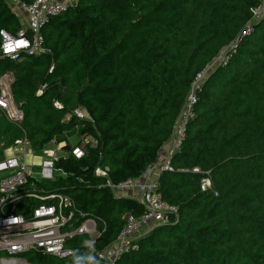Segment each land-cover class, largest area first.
I'll return each mask as SVG.
<instances>
[{"label":"trees","instance_id":"16d2710c","mask_svg":"<svg viewBox=\"0 0 264 264\" xmlns=\"http://www.w3.org/2000/svg\"><path fill=\"white\" fill-rule=\"evenodd\" d=\"M262 1L79 0L52 16L41 29L47 52L18 59L0 53V77L11 73L12 102L23 111L14 121L0 110V160L20 138L40 155L79 123L78 142L65 145L55 162L66 175L46 183L30 178L26 188L62 193L100 218L95 247L103 249L125 216L143 208L102 186L95 167H107L113 182L141 177L172 137L195 76L206 71L173 170L157 177L158 192L177 212L116 264H264V9L253 14ZM22 26L0 0V30L15 34ZM73 146L83 149L81 158ZM194 167L212 190L200 189ZM26 199L18 212L40 202ZM87 239L75 237V252L64 258L16 257L83 264Z\"/></svg>","mask_w":264,"mask_h":264},{"label":"built area","instance_id":"2783aa9c","mask_svg":"<svg viewBox=\"0 0 264 264\" xmlns=\"http://www.w3.org/2000/svg\"><path fill=\"white\" fill-rule=\"evenodd\" d=\"M9 1L16 4L24 17V23L15 34L0 30V53L11 59H18L21 55H39L47 52L44 47L42 27L52 16L75 7L79 0H33L29 3L19 0ZM263 9L264 0L261 5L253 9L254 16H258ZM205 72L198 73L191 83V89L178 115L173 132V143L159 165L155 177L150 176L148 169L139 178L113 182L109 178L107 167H95L94 175L104 179L102 186L111 189L118 197L135 199L143 208L139 216L132 214L125 216L124 226L114 242L103 249L98 250L95 247V239L100 233L98 231L100 218L78 210L74 202L62 193H46L36 191L35 188L31 190L26 188L29 179L36 180V175H39L42 180H52L56 173L65 176L66 172L56 168L55 162L58 159V153L66 154L67 151H62L63 147L57 145L44 149L40 154L41 165L29 167L24 159L28 153H34L30 149L27 150L25 139H16L11 147L15 151L14 154L0 160V252L6 254L5 257L0 258V264L13 261L19 258L16 257L17 255L27 252L59 258L70 256L76 249L75 237L83 235L88 236L87 241L83 243L87 248L83 264H116L124 254L137 251L139 237L148 229L166 222L172 214L177 212L175 205L162 199L157 190V177L162 171L173 170L171 158L180 150L186 138L187 125L195 117V89L201 84ZM3 77L4 75L0 77V110L9 119L20 121L23 118V111L12 102L9 85L5 84ZM38 92L41 93V90ZM54 105L57 108L61 107L58 102ZM73 113L77 118L86 117L80 109H75ZM66 120H69V116ZM71 153L76 158L84 155L80 146H73ZM191 171L202 172L198 167L192 168ZM199 187L203 191L212 190L211 180L206 173H201ZM126 192L135 194L130 196ZM26 197L40 201L35 206L30 205L27 214L17 211ZM92 235L96 237L92 239Z\"/></svg>","mask_w":264,"mask_h":264},{"label":"rangeland","instance_id":"374dc122","mask_svg":"<svg viewBox=\"0 0 264 264\" xmlns=\"http://www.w3.org/2000/svg\"><path fill=\"white\" fill-rule=\"evenodd\" d=\"M6 1V3L8 4V6L10 7V9H11V11L14 13V15L17 17V19L18 20H20V22L23 24L24 23V17H23V15L21 14V12H19V10L17 9V6H16V4H14L12 1H9V0H5ZM259 14H262V12H260ZM3 81L5 82V84H8L9 86H10V83H11V81H12V75H11V73L10 72H8V73H6L5 75H4V77H3ZM79 129H80V124L79 123H77L75 126H73L72 128H70V129H68V130H65L64 132H62L60 135H58V141H57V143L59 142V141H65L66 142V144L67 145H72V144H76L77 142H78V139H79V137H78V131H79ZM90 141V144H94V142H92V141H94L93 139H91V140H89ZM88 141V142H89ZM55 142H54V145L53 146H55ZM9 149H11V148H9ZM8 150V149H7ZM27 150H28V148H27ZM7 153L8 152H5V154L7 155ZM8 156H10V155H8ZM23 159V158H22ZM24 161H25V164L27 165V166H31V165H36V166H39V165H41V162H42V160H41V158H40V155L39 154H32V153H28L27 155H26V157H25V159H24ZM158 166H156V167H154V170H150V173H153V172H155V171H157V168ZM38 168V167H37ZM39 169V168H38ZM58 173H56L55 175H57ZM58 176V175H57ZM150 176L152 177V175L150 174ZM153 177H155V176H153ZM35 179L37 180V181H41V182H43V183H46V182H44V181H46V180H42V179H40V176L39 175H36L35 176ZM48 183V182H47ZM41 184V183H40ZM122 195V194H121ZM25 200H27L26 198L25 199H23V203L25 202ZM96 236H94V235H92V239L93 238H95ZM4 264H30V263H28L26 260H24L23 258H21V257H19V258H15L13 261H9V262H5Z\"/></svg>","mask_w":264,"mask_h":264},{"label":"crops","instance_id":"0c3cea01","mask_svg":"<svg viewBox=\"0 0 264 264\" xmlns=\"http://www.w3.org/2000/svg\"><path fill=\"white\" fill-rule=\"evenodd\" d=\"M172 143H173V135H172V137H171L167 142H165V143L161 146L160 151H159L158 161H157L156 163H154V164L149 168V172H150V170H151V171L154 170V167H156V166L159 167V165H161L162 160H163V158L167 155V152H168L169 148L171 147ZM56 145H57V146H62V147H64V146L67 145V144H66L65 141H59L58 144H56ZM63 145H64V146H63ZM68 146H71V145H68ZM5 152H8L7 155L5 154V156H8V155H12V154H14L15 151H14L13 149H8V150H6ZM158 167H157V168H158ZM150 174L152 175V177H153V176H156L157 171H155V172H153V173H150ZM126 194H129V193L126 192ZM133 194H135V193H134V192H131L129 195L131 196V195H133Z\"/></svg>","mask_w":264,"mask_h":264}]
</instances>
